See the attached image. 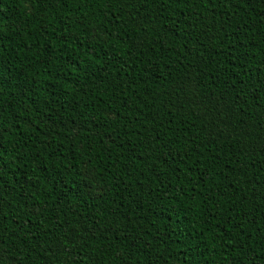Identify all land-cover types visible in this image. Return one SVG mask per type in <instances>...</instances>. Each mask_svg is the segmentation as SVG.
<instances>
[{
  "label": "trees",
  "instance_id": "1",
  "mask_svg": "<svg viewBox=\"0 0 264 264\" xmlns=\"http://www.w3.org/2000/svg\"><path fill=\"white\" fill-rule=\"evenodd\" d=\"M0 264H264V0H0Z\"/></svg>",
  "mask_w": 264,
  "mask_h": 264
}]
</instances>
